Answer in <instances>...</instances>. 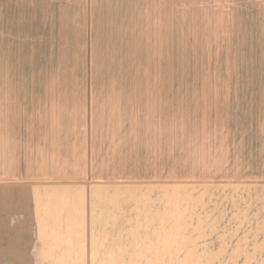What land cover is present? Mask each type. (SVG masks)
Returning a JSON list of instances; mask_svg holds the SVG:
<instances>
[{"label":"rangeland","instance_id":"1","mask_svg":"<svg viewBox=\"0 0 264 264\" xmlns=\"http://www.w3.org/2000/svg\"><path fill=\"white\" fill-rule=\"evenodd\" d=\"M90 90L110 130L69 129ZM95 132L136 175L74 243L91 264H264V0H0V169Z\"/></svg>","mask_w":264,"mask_h":264},{"label":"crops","instance_id":"2","mask_svg":"<svg viewBox=\"0 0 264 264\" xmlns=\"http://www.w3.org/2000/svg\"><path fill=\"white\" fill-rule=\"evenodd\" d=\"M90 91L82 125L70 124L69 129L110 130L105 101L99 91ZM121 121V130L133 128ZM98 134L70 135L64 143L60 136L16 140L17 146L29 141L17 152L33 155L34 165L24 168L22 157L18 169H0V264H91L88 249L74 243L100 241L99 211L107 206L108 187L113 197L119 192L120 198L123 191H116L121 180L108 184L107 179L136 175L117 164L124 162L123 154L130 153L125 147L131 144ZM2 148L5 154V143Z\"/></svg>","mask_w":264,"mask_h":264}]
</instances>
